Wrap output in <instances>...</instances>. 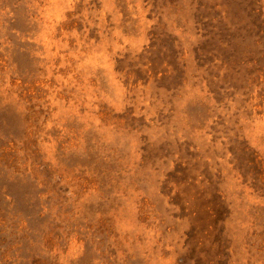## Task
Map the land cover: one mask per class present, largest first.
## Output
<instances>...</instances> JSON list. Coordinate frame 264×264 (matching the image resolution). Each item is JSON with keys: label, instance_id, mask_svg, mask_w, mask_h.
Masks as SVG:
<instances>
[{"label": "rangeland", "instance_id": "obj_1", "mask_svg": "<svg viewBox=\"0 0 264 264\" xmlns=\"http://www.w3.org/2000/svg\"><path fill=\"white\" fill-rule=\"evenodd\" d=\"M0 264H264V0H0Z\"/></svg>", "mask_w": 264, "mask_h": 264}]
</instances>
